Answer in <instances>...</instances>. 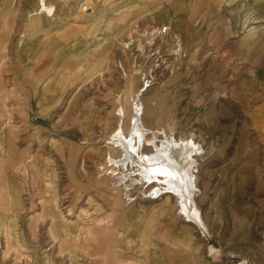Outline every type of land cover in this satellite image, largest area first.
Listing matches in <instances>:
<instances>
[{"label":"rangeland","instance_id":"374dc122","mask_svg":"<svg viewBox=\"0 0 264 264\" xmlns=\"http://www.w3.org/2000/svg\"><path fill=\"white\" fill-rule=\"evenodd\" d=\"M38 1L0 0V161L14 207H0V264L107 262L120 225L129 258L141 255L147 234L146 264H264V151L259 163L231 169L250 122L236 117L233 99L212 98L216 88L234 87L240 106L264 105V67L256 71L264 60V0H46L54 17L28 26ZM248 54L255 58L249 70ZM136 96L147 128L160 129L157 143L193 135L204 150L194 199L206 236L172 192L154 197L158 182L145 185L136 166L112 161L123 154L117 138L128 134ZM223 132L233 146L219 155ZM247 137L253 145L255 136ZM51 199L59 216L70 215L69 231L79 230L73 241L54 237ZM234 213L244 225L234 228ZM65 246L80 251L71 258Z\"/></svg>","mask_w":264,"mask_h":264},{"label":"bare ground","instance_id":"6f19581e","mask_svg":"<svg viewBox=\"0 0 264 264\" xmlns=\"http://www.w3.org/2000/svg\"><path fill=\"white\" fill-rule=\"evenodd\" d=\"M39 9L41 12H45L50 17L54 16V11H55L54 6L47 5L46 0H40ZM85 11H87V7H85ZM215 70H214L215 72L212 70L213 75L214 76L217 75V78H218L219 72L222 73L223 71L222 66L220 68L217 67ZM67 71L71 74V71L69 69H67ZM250 75H252L251 77H253L255 74L251 73ZM246 84H250V83H246ZM243 85L245 84L241 83V87ZM241 87H240V90L242 89ZM228 88L229 87L216 88L214 92V97L212 98H214L215 101H217V103H220V104H225V103L227 104L229 99H233L234 100L233 105L235 109L236 107L239 108L238 110L234 109L236 111L235 112V115H237L236 117H238L239 114L242 113L245 116L246 120L250 122V128L247 130V135L255 136V141L253 139V142H254L253 145L249 143L247 135L245 137L243 136L240 137L238 139V142L234 144L233 152L235 153L234 154L235 162L231 166V169H233L238 166L237 162H243V163H248V164L251 163L252 165L256 162L259 163V160L261 158L260 151L261 150L264 151V105L259 106L260 104L259 103L258 106H254L248 103V106H245V105L240 106L241 103H237L235 101L238 99V96H236L238 92H235L234 87H231L230 90ZM250 88L251 86H249V90ZM255 88H258V87H255ZM263 91L264 89L262 90V92ZM254 92L256 93V91ZM253 93H251V95ZM137 97L138 96H136L133 99L132 112L129 117L128 134L127 135L119 134V137L117 138L118 139L117 143L118 145L122 147L123 154H121L122 156L120 158L112 160V161H114L115 164L121 165L122 167H125L127 164L136 166L140 171V177L142 178V181H144L143 184L145 185L153 181L158 182V186L153 187L151 190V194L154 197L158 196L163 190L172 192L176 196L175 198H177V201L179 202L181 206L179 207L181 208V212L183 213L185 218L188 219L193 224H195L202 231L204 235H207V227L205 226L206 222H203L201 218L202 214H200L198 210L199 208H197L195 204V199H194V195L196 194V190H197V182H199L198 181L199 180V172H198L199 163H198L197 156L201 153V151H204V150H202L200 144L194 141L195 136L193 138V135H191L190 138L189 137L185 138L183 136H180L178 139H174L173 137L171 138L165 137L163 139H160L163 141H159L160 143H157L156 140L159 134V133L157 134V131L160 129L158 130L156 129L157 131H155L154 129L152 130L150 128H147L143 120V117H142V106L138 103ZM260 97H262V99L264 100L263 96L260 95ZM245 104L247 105V103ZM122 116H123V113H122ZM223 133H224V141H223L224 143L222 144V147L219 150V153H218L219 155H222L223 152L227 149V147L232 145L230 143L231 138L229 136H226L225 132ZM145 145H149L151 147L150 153L142 152V148ZM248 168H251V166L247 165V166L240 167L239 169L240 175L241 176L243 174L245 175L244 170H247ZM20 170L24 171V168L20 167ZM162 183L165 184L164 185L165 187H162L163 185L161 186ZM134 185H135V182H131L129 185H127V188L129 189L133 188ZM237 188H238V183L236 181L232 185L233 192L236 191ZM51 201L55 202L56 200L52 199L48 202L50 207L52 203ZM51 209L53 212V224H56V223L64 224L66 221L65 216L63 217L59 216V213H57L55 207L53 208L51 207ZM234 218H235L234 224L244 225L246 222L245 219H241L237 215ZM209 252L211 256H214L216 258L220 254V251L217 248L212 247V246L209 248Z\"/></svg>","mask_w":264,"mask_h":264},{"label":"crops","instance_id":"0c3cea01","mask_svg":"<svg viewBox=\"0 0 264 264\" xmlns=\"http://www.w3.org/2000/svg\"><path fill=\"white\" fill-rule=\"evenodd\" d=\"M13 1H15V0H11V2H12V4L14 3ZM39 5H40V0L37 2V5L34 7L35 9H32L31 11H30V13H31V18H33L32 20L30 19V24L28 25V26H31L32 24H33V22H38V23H40V24H42V22L45 20V18L46 19H48V18H53V17H50V16H48V14H46L45 12H41L40 11V9H39ZM250 31H252L253 33H251ZM249 32L251 33V35H250V33H249V35H248V44H252L255 40V36H256V34H257V29H251ZM252 34H254V35H252ZM252 36V37H251ZM244 57V56H243ZM244 59H245V61H246V63H245V66H246V68L249 70V68H250V66H249V62H251L252 60H255V58H254V56L253 55H251V54H248L246 57H244ZM260 67H264V60L262 59V60H259L258 61V65L256 66V71L258 70V69H260ZM67 69H69V68H67V65H65V70H67ZM34 65H28V68H27V71H29V72H27V75L29 74H31L32 72H34ZM70 70V69H69ZM71 71V70H70ZM68 74L69 75H71L69 72H68ZM2 81V78H1V74H0V82ZM7 106V105H6ZM8 108V107H7ZM3 114H4V111H3V108H0V123L3 121ZM12 117V116H11ZM13 133L15 132L14 130L12 131ZM4 152V151H3ZM0 156L2 157V154L0 153ZM18 161V160H17ZM3 162L2 161H0V207H2L3 208V206H4V204H9L10 206H11V209H14V207H13V205L11 204V202H10V200H9V192L7 191V188H6V190H4V192H3V186H4V177L2 176V170H3ZM6 178H10V177H6ZM6 187V186H5ZM5 200L7 201L8 200V202H5ZM52 200V199H51ZM50 201V200H49ZM210 209L211 210H213V208L212 207H210ZM12 211H14V210H12ZM215 214L217 215V216H219V217H221V216H223L224 215V213H223V211H221L220 212V214L219 213H217V212H215ZM237 214H233V226H234V228H236V227H239V226H241V225H238V224H234V220H235V216H236ZM70 215H66V221H65V223L64 224H53L52 226H53V232H54V237L56 236V238H61V240L63 241V242H65V243H67V242H70V241H73L72 239L74 238H76L77 236H78V232H79V230H78V232H75V234L73 233H71L70 231H69V229H68V227L70 226V223H68L67 221H68V217H69ZM238 216V215H237ZM255 222L256 221H253V224H255ZM82 224V223H81ZM81 224H78L77 226H75V227H78V228H76V229H79V227H82V225ZM259 224H264V222L262 221V222H260ZM195 225V224H194ZM56 226V227H55ZM196 226V225H195ZM233 226H231V227H233ZM120 227H121V225L119 226V228H118V230L116 231V235H115V238H114V242H113V247H114V249H115V252H114V254H113V257H112V259H110L109 261H107V262H105L104 260H95V259H93L94 260V264H146V259H147V253H148V246H149V240H148V238H146V236H147V234H145V235H143L141 238H140V240H139V242H138V244H139V248H140V256L139 257H135L134 259L133 258H129L130 256H126V254H125V251H123L122 250V244L124 243L122 240H120L119 239V237H118V235H119V233H120ZM197 227V226H196ZM198 228V227H197ZM199 229V228H198ZM233 229V228H232ZM200 230V229H199ZM234 230V229H233ZM57 231V232H56ZM77 231V230H76ZM201 231V230H200ZM202 232V231H201ZM78 233V234H77ZM146 233V232H145ZM72 234V235H71ZM203 234V233H202ZM204 235V234H203ZM206 236V235H205ZM65 248H67V250H69V253H70V257L72 258L73 257V255H75L78 251H80V250H77V249H79L80 247H74V246H71V247H64L63 249H65ZM73 248H75L77 251L76 252H74L73 253ZM67 250H65V251H67ZM210 253V252H209ZM144 256H143V255ZM211 256V255H210ZM125 258H127V260H125ZM149 258V257H148ZM123 260V261H122ZM238 264H248V262L246 261V260H242L241 262H239Z\"/></svg>","mask_w":264,"mask_h":264}]
</instances>
